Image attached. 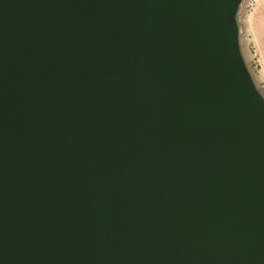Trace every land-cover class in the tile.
<instances>
[{
	"label": "water",
	"instance_id": "obj_1",
	"mask_svg": "<svg viewBox=\"0 0 264 264\" xmlns=\"http://www.w3.org/2000/svg\"><path fill=\"white\" fill-rule=\"evenodd\" d=\"M241 2L0 0V264H264Z\"/></svg>",
	"mask_w": 264,
	"mask_h": 264
},
{
	"label": "rangeland",
	"instance_id": "obj_2",
	"mask_svg": "<svg viewBox=\"0 0 264 264\" xmlns=\"http://www.w3.org/2000/svg\"><path fill=\"white\" fill-rule=\"evenodd\" d=\"M247 1L243 0L237 11V24L242 39L241 54L255 87L264 98V53L257 50L254 36L251 34L252 13H259L264 20V0H255L250 14L245 9Z\"/></svg>",
	"mask_w": 264,
	"mask_h": 264
},
{
	"label": "crops",
	"instance_id": "obj_3",
	"mask_svg": "<svg viewBox=\"0 0 264 264\" xmlns=\"http://www.w3.org/2000/svg\"><path fill=\"white\" fill-rule=\"evenodd\" d=\"M252 28L251 31L254 36V40L256 42V48L259 52L264 53V20L261 18L259 13H252ZM237 20V14H236ZM241 34L239 33V45L241 51Z\"/></svg>",
	"mask_w": 264,
	"mask_h": 264
},
{
	"label": "built area",
	"instance_id": "obj_4",
	"mask_svg": "<svg viewBox=\"0 0 264 264\" xmlns=\"http://www.w3.org/2000/svg\"><path fill=\"white\" fill-rule=\"evenodd\" d=\"M254 3H255V0H248L246 5H245V9L249 12V14L251 13V11L254 7Z\"/></svg>",
	"mask_w": 264,
	"mask_h": 264
}]
</instances>
